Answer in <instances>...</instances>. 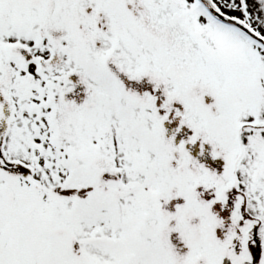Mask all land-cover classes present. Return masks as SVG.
Segmentation results:
<instances>
[{"label":"snow or ice","instance_id":"6c2138e0","mask_svg":"<svg viewBox=\"0 0 264 264\" xmlns=\"http://www.w3.org/2000/svg\"><path fill=\"white\" fill-rule=\"evenodd\" d=\"M0 264H264V0H0Z\"/></svg>","mask_w":264,"mask_h":264}]
</instances>
